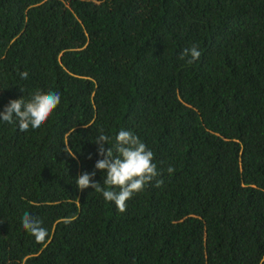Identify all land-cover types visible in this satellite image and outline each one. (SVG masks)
Here are the masks:
<instances>
[{
    "label": "trees",
    "instance_id": "1",
    "mask_svg": "<svg viewBox=\"0 0 264 264\" xmlns=\"http://www.w3.org/2000/svg\"><path fill=\"white\" fill-rule=\"evenodd\" d=\"M37 91L40 129L0 121V264L264 259V0H0V111ZM121 129L160 172L123 213L75 183Z\"/></svg>",
    "mask_w": 264,
    "mask_h": 264
},
{
    "label": "clouds",
    "instance_id": "2",
    "mask_svg": "<svg viewBox=\"0 0 264 264\" xmlns=\"http://www.w3.org/2000/svg\"><path fill=\"white\" fill-rule=\"evenodd\" d=\"M200 55L198 47L193 44L191 48H185L181 52L180 59L192 64ZM20 76L27 79L28 73L22 72ZM60 100V94L54 91L46 93L37 91L27 101L23 97L10 100L3 111H0V121L16 123L20 132L38 130L58 107ZM110 142V137L102 131L95 137L98 156L101 158L96 160L92 172L80 174L75 183L80 191L91 187L95 192L102 194L106 202L114 203L118 212L123 213L127 210V201L136 193L143 191L145 185L158 177L160 172L157 164L153 162V151L148 149L132 131L121 129L115 136L113 146L105 148ZM113 148L117 155L113 154ZM96 171L106 173L102 183L94 182ZM174 171L172 166L167 169L169 174ZM156 183L159 187L163 181L157 180ZM21 225L38 242H43L48 235L42 221L28 212L23 214ZM260 264H264V259Z\"/></svg>",
    "mask_w": 264,
    "mask_h": 264
}]
</instances>
